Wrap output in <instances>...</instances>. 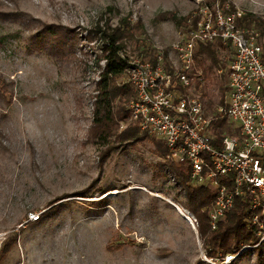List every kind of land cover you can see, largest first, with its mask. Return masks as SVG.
<instances>
[{"label":"rangeland","instance_id":"1","mask_svg":"<svg viewBox=\"0 0 264 264\" xmlns=\"http://www.w3.org/2000/svg\"><path fill=\"white\" fill-rule=\"evenodd\" d=\"M203 5L264 22V0H0V250L13 242L0 264H226L207 258L184 194L148 140L89 138L105 65L91 32L120 28L128 63H170ZM230 56L220 58L227 65ZM226 81L198 90L211 109Z\"/></svg>","mask_w":264,"mask_h":264},{"label":"built area","instance_id":"2","mask_svg":"<svg viewBox=\"0 0 264 264\" xmlns=\"http://www.w3.org/2000/svg\"><path fill=\"white\" fill-rule=\"evenodd\" d=\"M243 14L226 5H203L183 38L174 46L175 61L155 67L149 61L129 63L126 83L135 97L129 102V122L161 140L168 150L165 160L190 170L193 186L211 187L213 201L204 208L212 231L237 198L248 204L250 224L259 242L264 240V44L254 27L242 25ZM220 40L229 45L225 67L227 81L222 105L209 115L196 93L194 70L198 45ZM219 70L218 74H222ZM213 119L223 120L220 133ZM230 180V186L220 183ZM197 226L195 217L187 214ZM192 219V220H191ZM236 255H226L228 264Z\"/></svg>","mask_w":264,"mask_h":264},{"label":"trees","instance_id":"3","mask_svg":"<svg viewBox=\"0 0 264 264\" xmlns=\"http://www.w3.org/2000/svg\"><path fill=\"white\" fill-rule=\"evenodd\" d=\"M241 21L244 27H251L252 23H255L254 27L258 31L260 39L264 38V22L250 18V15H243ZM98 29L91 33L99 35L101 48L105 53L101 59L105 61V65L95 88L97 94L93 103L90 140L100 145L108 144L111 139L121 145L148 140L153 146L154 155L162 160L159 166L172 175L175 185L183 192L184 199L180 205L195 217L197 232L202 240L207 258L222 260L226 255H236L229 264H238L239 259L246 256L247 253L253 252L256 256V264H264V255L261 253L262 245L258 244L260 238L250 224L248 204L245 200L237 198L216 230L212 231L209 227L207 214L203 210L213 201L214 190L211 187L193 186L190 181L189 168L184 165L177 167L172 161L165 160L168 150L164 143L149 136L146 132H141L135 123L130 122L120 133L117 131L118 124L130 117L128 104L135 97V93L129 83L118 82L125 77L129 68V63L118 55L119 51L123 49V44L119 42L123 31L120 28L111 32ZM45 31L54 39L59 38L62 34L58 28L51 25L47 26ZM229 52L231 53L229 45H223L220 40L197 46L194 64V70L200 72V76L194 83L197 94H199L198 90L204 86L205 81L214 82L217 77H224L227 80L226 73L218 74V71L226 67L220 56ZM149 59L151 65L155 67L157 57L152 56ZM164 67L169 69L167 60H164ZM0 85L2 87L3 83L0 82ZM224 89L225 86L222 89L219 102L213 109H211V98L207 104L204 101L207 94L198 95L207 113L214 118L217 106L223 103ZM212 125L215 133H217L216 131L220 133L221 129L226 127L225 122L219 119H213ZM218 181L227 186H230L231 183L227 178H220ZM12 246L13 242L4 244L0 250V262L9 253ZM244 248L247 249L238 254Z\"/></svg>","mask_w":264,"mask_h":264},{"label":"water","instance_id":"4","mask_svg":"<svg viewBox=\"0 0 264 264\" xmlns=\"http://www.w3.org/2000/svg\"><path fill=\"white\" fill-rule=\"evenodd\" d=\"M245 249H247V248H245Z\"/></svg>","mask_w":264,"mask_h":264}]
</instances>
